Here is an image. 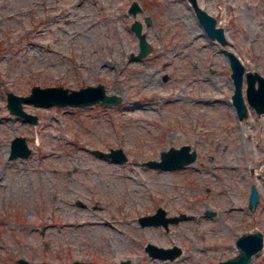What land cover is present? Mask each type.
<instances>
[{"label": "rangeland", "instance_id": "374dc122", "mask_svg": "<svg viewBox=\"0 0 264 264\" xmlns=\"http://www.w3.org/2000/svg\"><path fill=\"white\" fill-rule=\"evenodd\" d=\"M132 1L0 0V264L19 256L51 264H213L238 253L236 237L256 228L263 246L250 264H264V111L247 103V114L237 116L223 50L264 75V0H198L223 26L226 43L207 35L189 0H135V11ZM134 19L151 45L142 57L133 56ZM97 82L119 101H23L35 121L6 103L7 90L27 93L34 83ZM245 84L244 71L247 102ZM17 134L31 151L9 157ZM183 143L196 150L193 162L143 163ZM111 147L126 157L98 151ZM158 206L188 215L166 226L139 220ZM70 217L86 222L60 224ZM148 241L180 250L152 256Z\"/></svg>", "mask_w": 264, "mask_h": 264}, {"label": "water", "instance_id": "95a60500", "mask_svg": "<svg viewBox=\"0 0 264 264\" xmlns=\"http://www.w3.org/2000/svg\"><path fill=\"white\" fill-rule=\"evenodd\" d=\"M193 6L195 14L199 22L203 26L207 35L211 38H216L222 43H226L227 37L222 25H216V17L203 6L198 0H189ZM139 8L137 1L133 0L129 6L131 11ZM131 27L138 36L139 50L134 53V57L144 56L151 48L149 41L141 30V21L134 19L131 22ZM227 55L231 71L230 75L233 82V92L231 93L232 102L235 106L236 114L242 117L247 114V103L255 108L257 112L264 111V75L258 70L246 69L239 56L230 48H223ZM245 71V94L246 100L242 93V84ZM257 82V83H256ZM257 84V85H256ZM120 95L114 92H106L102 82L87 83L78 87H68L62 84H46L40 85L34 83L30 91L27 93H18L13 90H7L6 103L11 112H14L24 119L35 121L36 114L25 110L22 106L23 101H39L45 104H72L84 105L94 101H101L105 104L117 102ZM98 150V149H96ZM31 151L28 146L25 136L17 134L11 139L9 157L26 156ZM101 154L111 156L115 160H121L126 157L125 151L121 147H111L109 150H98ZM196 150L191 148L189 143H183L179 146L170 145L167 149L161 152L160 159L148 158L143 163L159 166V167H177L192 161L195 158ZM259 199V194L256 186L251 185L248 206L254 209ZM210 213V211H208ZM188 214L180 212L178 214H165V209L158 206L154 212L142 214L139 220L142 223H163L165 226L168 221H175ZM238 245L239 252L219 259L213 264H249L251 256L255 254L263 246V232L260 229L246 230L239 234L235 239ZM145 249L152 256L157 257H172L180 248L177 244L164 246L148 241L145 244ZM127 260H122V264H126ZM17 264H51L49 261L39 260L32 261L24 256L17 258ZM70 264H97L94 260L73 259Z\"/></svg>", "mask_w": 264, "mask_h": 264}, {"label": "bare ground", "instance_id": "6f19581e", "mask_svg": "<svg viewBox=\"0 0 264 264\" xmlns=\"http://www.w3.org/2000/svg\"><path fill=\"white\" fill-rule=\"evenodd\" d=\"M65 13V12H64ZM69 19H70V17H69ZM116 44V43H115ZM118 45V44H117ZM112 46H114V45H112ZM209 96V95H208ZM185 97V96H184ZM213 100H215L216 99V97H211ZM169 99V98H168ZM173 99V98H172ZM183 99V98H182ZM201 99V98H200ZM171 100V99H170ZM208 100V99H207ZM199 102V101H198ZM137 103V102H136ZM203 103V102H202ZM211 103V102H210ZM213 104V103H212ZM211 104V105H212ZM216 105V104H215ZM210 107V106H209ZM154 108V107H153ZM144 109V108H143ZM142 109V110H143ZM212 109V108H211ZM144 111V110H143ZM148 112V111H147ZM209 113H211L210 111H209ZM138 114V113H137ZM141 114V113H140ZM191 162H193V161H191ZM191 162H188L187 164H189V163H191ZM93 164H95V162L93 163ZM97 165V164H96ZM58 169V168H57ZM259 169V168H258ZM84 170V169H83ZM58 171H59V169H58ZM259 171V170H258ZM62 172V171H61ZM261 172H263V171H261ZM257 174H259V173H257ZM56 175H58V174H56ZM55 175V176H56ZM62 176H63V174H62ZM57 177V176H56ZM261 177V176H260ZM262 178V177H261ZM2 180V179H1ZM4 180V179H3ZM54 180H55V178H54ZM60 181V180H59ZM63 185V184H62ZM64 186V185H63ZM65 187V186H64ZM61 190H62V188H61ZM64 190V189H63ZM103 206V205H102ZM233 207H235V206H233ZM237 207V206H236ZM235 209V208H234ZM75 213V212H74ZM66 214V213H65ZM77 215V214H76ZM75 215V216H76ZM72 216V215H71ZM62 217V216H61ZM61 217H59V218H61ZM88 217V216H87ZM71 218V217H70ZM86 218V217H85ZM84 218V219H85ZM57 219H58V217H57ZM84 219H78V218H76V219H69L68 221L66 220H64L62 223L60 222V224H74V225H82L84 222H86V220H84ZM88 220V219H87ZM92 222H94V221H92ZM97 222H98V220H97ZM47 223V222H46ZM89 223V222H88ZM45 224V223H44ZM52 224V223H51ZM100 224H101V222H100ZM96 225H97V223H96ZM53 226V225H52ZM57 226V225H56ZM69 226V225H68ZM95 226V225H94ZM113 226V225H112ZM134 226V225H133ZM51 227V226H50ZM63 227V226H62ZM80 227V226H79ZM79 227H77V228H79ZM98 227V226H97ZM136 227V226H135ZM55 228V227H54ZM83 228V227H82ZM85 228V227H84ZM100 234H102V232L100 233ZM104 236V235H103ZM100 237V236H99ZM148 237V236H147ZM144 238V237H143ZM238 249H240L239 247H237ZM250 264V263H249Z\"/></svg>", "mask_w": 264, "mask_h": 264}]
</instances>
